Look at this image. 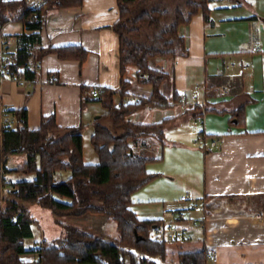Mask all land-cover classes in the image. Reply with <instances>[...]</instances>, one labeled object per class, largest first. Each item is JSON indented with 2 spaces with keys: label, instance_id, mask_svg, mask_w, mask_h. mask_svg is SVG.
Returning <instances> with one entry per match:
<instances>
[{
  "label": "crops",
  "instance_id": "crops-1",
  "mask_svg": "<svg viewBox=\"0 0 264 264\" xmlns=\"http://www.w3.org/2000/svg\"><path fill=\"white\" fill-rule=\"evenodd\" d=\"M221 1L210 2L209 22L201 11L190 24L180 26L179 35L185 38L188 56L153 58L149 62L152 69L167 74L161 92L170 100L175 92L196 97L192 88L202 81L204 93L198 100L206 106L202 110L206 112L203 131L207 138L220 141L213 149L211 142L204 150L187 147L201 163V181L199 185L196 181L194 188L188 189V195L181 198H195L197 208L191 211L187 205L181 207L187 202L182 201L173 211L186 210V220L178 226L193 231L183 241H168L164 264L174 261L180 264L183 253L209 254L211 250L218 252L217 264H264V0H245L240 6L226 0V6L216 7ZM245 6L249 7L246 11L237 10ZM227 10L237 11L223 13ZM120 16L118 0H84L80 7L49 14L37 49L83 46L89 55L81 64L77 60H62L54 53L47 54L40 61L39 78L33 86L20 87L10 81L3 84L0 163L3 123L12 120V115H6L5 111L20 109L29 112L28 125L32 130H39L46 116H55L63 128L84 127L85 162L99 163V157L87 161L86 145L89 141L92 145L91 137L98 121L108 127L111 122L105 116L108 110L103 101L92 96L93 92L97 89L116 92L115 106L122 102L118 91L124 81L130 82L125 99H149L153 95V86L138 80L135 66L128 65L122 70L120 38L113 29ZM4 28V34L14 36L17 41L18 36L28 33L19 22H10ZM244 66L249 69L244 70ZM54 77L57 81H53ZM193 116V112L184 113L179 106L164 109L147 105L128 120L146 125L169 121L166 136L171 127L182 133L183 124ZM153 144L156 150L160 147L163 151L167 136L164 144L157 137L142 136L130 141L132 151L140 157H147V148ZM164 152L155 158H164ZM26 159L24 155L11 157L8 168L14 170ZM0 170L4 174L1 165ZM164 176L160 177L165 179ZM4 178L7 181L1 178L0 201L6 199V191L10 190L8 178ZM166 210L164 207L165 214L170 211ZM165 214L158 219H141L137 213L142 221L161 220V224ZM162 238L166 240L165 236Z\"/></svg>",
  "mask_w": 264,
  "mask_h": 264
},
{
  "label": "trees",
  "instance_id": "trees-1",
  "mask_svg": "<svg viewBox=\"0 0 264 264\" xmlns=\"http://www.w3.org/2000/svg\"><path fill=\"white\" fill-rule=\"evenodd\" d=\"M148 1L118 0L121 16L113 29L120 38L123 72L128 65L135 66L138 80L152 85L153 95L149 99L140 98L138 104L125 105L123 100L128 96L125 91L130 82L124 81L118 91L122 102L115 106L116 92L102 91L98 99L108 110L105 116L112 128L99 121L96 123L91 139L99 163L85 162L84 127L63 128L55 116H46L41 128L32 130L26 109L5 111L6 115H12V120L3 123L0 165L4 174H34L35 178L9 182L13 185L9 195L15 200L6 198V205H0V264H164L168 241L152 236L157 233L161 220L142 221L132 208L133 193L155 181L159 175L148 172L150 159L137 156L130 141L142 136L157 137L164 144L169 121L146 125L132 123L128 117L147 105L168 109L180 102L182 96L177 92L173 100L162 94L161 86L167 74L152 69L149 62L153 58L188 56L189 50L184 36L179 35V28L190 24L201 11L209 22L212 0L179 1L173 11L155 5L148 9L144 6ZM229 1L240 6L245 0ZM83 3L84 0H47L38 10H31L27 8L26 0H0V23L5 26L19 22L28 30L17 37L19 42L13 69L24 68L22 76L35 83L39 78L36 67L47 54L54 53L62 60L84 63L89 53L83 46L37 49L42 43L41 30L50 13L80 7ZM191 112L193 118L204 114L200 107ZM17 155H24L27 159L23 165L11 170L8 162ZM59 171L70 172L71 177L56 182L55 175ZM30 204L50 209L56 217L105 215L118 223L120 244L74 225H65L64 236L57 240L62 242V247L45 240L42 248L29 250L26 241L34 237V219L27 206ZM31 255L36 258L32 261L25 259ZM207 257L206 251L188 252L181 254L179 261L180 264H207ZM152 258H158L160 262Z\"/></svg>",
  "mask_w": 264,
  "mask_h": 264
},
{
  "label": "rangeland",
  "instance_id": "rangeland-1",
  "mask_svg": "<svg viewBox=\"0 0 264 264\" xmlns=\"http://www.w3.org/2000/svg\"><path fill=\"white\" fill-rule=\"evenodd\" d=\"M179 1L184 0H150L148 2H145L144 6L150 9L152 5H155L161 9L173 11L174 7L178 6ZM157 3H159L160 6ZM220 3L222 4H220L219 6H217L216 4L215 6L222 7V5L226 6L228 4L226 3V0L225 2L224 0H222ZM229 3L232 4V2L230 1ZM247 7L248 6L242 7L243 9L237 8V10H240L241 12L246 11ZM237 10H227L223 11V13L225 12V14H227V12L230 11L235 14ZM225 31L226 30L224 29L223 32ZM201 82L202 81H200L198 84L196 83L195 86L192 88L193 96L195 95L196 97H199V100L201 98L200 95L204 93V84ZM198 86L201 87V90L197 89ZM189 98L191 97L189 96ZM123 101L125 102L126 99H124ZM116 102L119 103L120 98L117 99ZM174 106H178V104H175ZM192 110L193 108L191 109V111ZM188 111H184V113ZM191 111H189L188 113H190ZM204 115H206V112H204L203 115H200V117L204 119ZM110 128H112V124ZM181 129H183L182 133L180 129L171 127L168 133H166L167 144L166 147L163 148V151H165L164 158H155L156 156L161 155V153L163 152L161 150L162 148L158 147V150H156V146H154V144L151 147L147 148V152L145 153L147 156L146 158L151 159L147 164L148 172L155 175L158 174L159 176L155 181L150 182L149 184L145 185L142 189L133 193V208L136 209L141 219H158L159 217H162L165 214L164 207H167V210L170 211L176 210V206H179L178 203L183 204L181 201V196L183 194L188 195V189L194 188V184H196V181H198V185L201 181V163L197 162L196 155L187 150V147H193L194 149L204 150V147H202L201 145H197L196 143L200 140L199 133L203 131V127L195 126L194 119L192 117L189 122L183 124V128ZM211 141V138H207L208 144ZM184 145L186 147L183 148L182 146ZM86 151L87 161H91L94 158L99 157L98 153H96L94 149L93 143L91 145L90 141L87 142ZM21 157L23 156H20V158ZM14 165L15 163L12 164L11 167H14ZM168 174L173 175H171L170 177ZM161 175H165V179H163V177H160ZM5 176L6 178H8V182H15L22 179L29 180L35 178L34 174H29V176H22L16 173L5 175L0 170V181L2 180V177L4 181H7L4 178ZM70 176V172L59 171L55 175V181L64 182ZM174 176L176 177V180L173 181V179L171 178H173ZM12 186L13 185L11 184L10 189L12 188ZM6 198H8V200H15V198L9 195V191H6ZM197 202L198 201L195 198L190 197L184 205L180 206L186 207L187 205V207L191 208V205L197 204ZM6 203L7 201L5 200L0 201L1 206H5ZM27 206L28 211L31 212L32 218L34 219V223L32 225L34 237L31 238V240L26 241V248L29 250L33 248H42L45 240L49 241V244H55V246H57L58 248L62 247V242H57V240L64 236L65 225H74L86 232L98 234L99 238H104L113 243L117 242L120 244L121 237L118 230V223H115L113 220L108 219V217H106L105 215L101 214L94 216L93 214H89L85 218H69L61 216L56 217L53 212L50 211V209L42 208L35 204H30ZM194 210L195 209H191V211ZM90 227L93 229H91ZM152 236L157 239H163V236H157L155 233H153ZM166 241L168 240L166 239ZM35 258L36 256L34 255L25 257V259L28 261H32ZM152 259L156 262H160L158 258ZM167 264H176V261L168 262Z\"/></svg>",
  "mask_w": 264,
  "mask_h": 264
},
{
  "label": "built area",
  "instance_id": "built-area-1",
  "mask_svg": "<svg viewBox=\"0 0 264 264\" xmlns=\"http://www.w3.org/2000/svg\"><path fill=\"white\" fill-rule=\"evenodd\" d=\"M47 0H26V6L28 9L31 10H38V8L44 6L46 4ZM4 26L0 23V89L3 86V84L7 81L13 82L14 84H17L20 87H26V86H33V82L25 79L22 76V72L25 71V69H19L18 71L13 69V63H14V55L17 53L18 50V41L16 38L12 35L7 36L4 34ZM254 51H258L257 48H254ZM40 63L37 65L38 71H40ZM26 68V67H25ZM29 69V67H28ZM249 66H244V70H248ZM56 79V77L53 78ZM197 89H200V87H197ZM102 93V90L97 89V91L93 92V95L95 98L99 97V95ZM134 103L138 104L139 99H126L124 104ZM178 106L181 107L182 111H188L192 108L195 109L197 107L202 108V110L206 109V106H204L203 103H201L198 100V97H191L189 98L186 95H183L180 99V102L178 103ZM194 119V125L195 126H205V121L200 115L193 118ZM200 140L197 143V145H201L202 147H206L207 145V135H205L204 131H201L199 133ZM219 139L213 138L210 147L213 149L218 146ZM189 200V196L182 197L181 201L186 202ZM191 209H196L197 206L195 204L191 205ZM186 220V210H180V211H169L166 212L164 219L162 220V224L160 225L159 229L157 230V234L165 236L168 241H183L187 237L190 236L188 234L189 232H192L193 229H184L180 226H178L179 223ZM207 260L210 263L217 264L218 263V252L217 250H211L208 254Z\"/></svg>",
  "mask_w": 264,
  "mask_h": 264
},
{
  "label": "water",
  "instance_id": "water-1",
  "mask_svg": "<svg viewBox=\"0 0 264 264\" xmlns=\"http://www.w3.org/2000/svg\"><path fill=\"white\" fill-rule=\"evenodd\" d=\"M135 234H136V236L138 235L137 232Z\"/></svg>",
  "mask_w": 264,
  "mask_h": 264
}]
</instances>
